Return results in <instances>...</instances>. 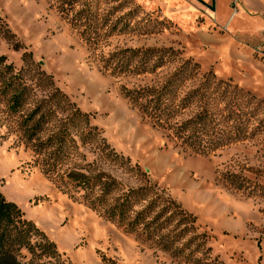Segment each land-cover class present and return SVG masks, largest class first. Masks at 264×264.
<instances>
[{
  "label": "rangeland",
  "instance_id": "374dc122",
  "mask_svg": "<svg viewBox=\"0 0 264 264\" xmlns=\"http://www.w3.org/2000/svg\"><path fill=\"white\" fill-rule=\"evenodd\" d=\"M217 1L0 0V191L56 246L17 261L264 264V19Z\"/></svg>",
  "mask_w": 264,
  "mask_h": 264
},
{
  "label": "trees",
  "instance_id": "16d2710c",
  "mask_svg": "<svg viewBox=\"0 0 264 264\" xmlns=\"http://www.w3.org/2000/svg\"><path fill=\"white\" fill-rule=\"evenodd\" d=\"M152 206L153 202L148 205L145 210L139 212L130 222V227L133 228L143 222V215L148 212ZM125 207H127L126 202L121 205V212ZM121 212L118 213L119 220L122 218ZM115 214L114 210L108 216L112 217L115 216ZM194 219H196V217H194L193 220ZM165 224L166 220L163 221V223H160L158 228L162 229L165 227ZM37 233L41 234L43 239H46L45 234L40 231L37 225L32 220L25 218L24 212L17 203L7 200L0 191V264H21L16 259L15 251L23 246L30 249H34V247L37 246L47 256H53L56 254V246L54 242L47 240L36 242L34 244L31 242V237ZM167 237L168 236L162 238V240H165V246L169 239H166ZM174 238L172 240H175Z\"/></svg>",
  "mask_w": 264,
  "mask_h": 264
},
{
  "label": "crops",
  "instance_id": "0c3cea01",
  "mask_svg": "<svg viewBox=\"0 0 264 264\" xmlns=\"http://www.w3.org/2000/svg\"><path fill=\"white\" fill-rule=\"evenodd\" d=\"M207 2V0H204ZM242 1V5H243V8L245 9V13L243 15V17L245 18H250L252 16H257L259 19H264V0H241ZM218 1L215 0V4H217ZM196 5L198 7V11L199 12H203L205 11L206 8V4L205 2H199V1H196ZM217 6V5H216ZM216 6H214V9L216 8ZM250 8H254L256 9L258 12L256 14H250L247 12V10H249ZM207 14V16L212 20V21H215L218 20L224 27V31H225V28L229 29L230 28V25L232 24V18H231V13L230 14H225V13H222L219 9H217V11H208L207 9V12H205ZM184 14L187 15V11H184ZM247 31L246 28L242 29V28H238V24H236L235 28H233V31L232 33L235 34V33H240L242 31ZM201 32H204L203 30H201ZM253 41L254 38H253ZM255 63V62H254ZM253 63V64H254ZM254 67H255V70H257V74H255V78L256 79H259L261 83H264V65L262 66L261 63H257L256 65L254 64ZM251 82H254V79H252Z\"/></svg>",
  "mask_w": 264,
  "mask_h": 264
},
{
  "label": "built area",
  "instance_id": "2783aa9c",
  "mask_svg": "<svg viewBox=\"0 0 264 264\" xmlns=\"http://www.w3.org/2000/svg\"><path fill=\"white\" fill-rule=\"evenodd\" d=\"M208 1H212L213 2L215 0H207V2ZM211 7H213V5H211ZM263 37H264V31H263ZM257 51L261 54V57L264 58V40H263L262 44L257 48Z\"/></svg>",
  "mask_w": 264,
  "mask_h": 264
},
{
  "label": "bare ground",
  "instance_id": "6f19581e",
  "mask_svg": "<svg viewBox=\"0 0 264 264\" xmlns=\"http://www.w3.org/2000/svg\"><path fill=\"white\" fill-rule=\"evenodd\" d=\"M17 191H18V190H17ZM17 191H16V192H17ZM50 213H51V212H50ZM94 227H95V226H94Z\"/></svg>",
  "mask_w": 264,
  "mask_h": 264
}]
</instances>
